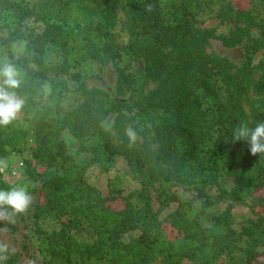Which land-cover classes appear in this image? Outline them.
<instances>
[{
	"label": "rangeland",
	"instance_id": "obj_1",
	"mask_svg": "<svg viewBox=\"0 0 264 264\" xmlns=\"http://www.w3.org/2000/svg\"><path fill=\"white\" fill-rule=\"evenodd\" d=\"M135 1L144 2L123 0V10L110 29L113 46L104 53L100 48L102 38L92 35L82 41L94 22L85 20L75 5L63 9L61 17L54 19L43 18L45 0H0V65H14L13 61L18 60L20 63L14 66H26L35 77L28 114L21 109L2 132L7 154L6 168L0 171V190L25 186L30 191L38 186L29 177V170L42 171L38 161L46 159L48 151L54 153L56 141H62L73 184L81 183L82 201L97 202L108 212L118 214L139 211L147 204L158 221L180 212L183 218L196 219L203 227L210 225L212 216L230 207L231 227L240 233L243 226L256 219L251 212L252 202L230 198L233 180L222 166L195 174L192 185L172 182L171 190L189 203L191 210L187 213V207L164 202L161 179L151 176L185 169L178 157L167 154L146 165L142 161V176L131 169L129 159L141 157L144 141L150 143L155 157L165 145L163 124L175 120L191 126L203 150L214 143L218 129L229 143L233 129L242 122L249 127L264 122V96L253 91L264 73L262 32L236 16L237 10L249 7L250 0H215L187 28L180 29L178 22L173 23V28H178L172 42L149 56L121 49L128 41L127 15ZM52 6H56L55 1ZM198 76L211 82L222 103L219 110L208 108L210 104L205 101L201 110L178 106V92L191 90ZM140 77L144 79V94L153 105L150 116L144 118L136 110L111 112L112 102L132 104L133 87L142 83ZM128 129L132 130L131 136L127 135ZM260 155H251L245 141L232 142L227 149L233 163L239 157L257 160ZM51 170L60 172L56 165ZM199 190L204 195L198 197ZM260 212L264 213V208ZM7 224L17 229L16 235L7 230ZM0 225L4 229L0 231V244L9 247L7 260L14 264H60L50 256L54 246L37 233L52 229L51 220L37 218L32 206L16 222L0 221ZM163 229L170 240L178 236L169 222ZM190 229L195 231L194 227ZM139 233L135 229L120 238L127 241ZM76 238L89 241L83 233ZM243 244L242 237L232 242L236 256ZM151 264L168 263L158 256ZM179 264L198 263L182 258Z\"/></svg>",
	"mask_w": 264,
	"mask_h": 264
},
{
	"label": "trees",
	"instance_id": "obj_2",
	"mask_svg": "<svg viewBox=\"0 0 264 264\" xmlns=\"http://www.w3.org/2000/svg\"><path fill=\"white\" fill-rule=\"evenodd\" d=\"M56 6H52V2ZM215 0H144L139 4L133 2L129 7L127 19L128 41L121 49H127L154 55L167 47L174 38L177 23L180 29L187 28L194 22L195 16L205 11ZM219 1H217L218 3ZM75 5L85 20L94 22L87 28L82 41L94 37L103 39L100 46L104 53H108L113 44L110 43L111 30L118 14L123 10V0H45L43 7L44 17L60 18L63 9H70ZM237 18L241 19L248 27L258 26L264 40V0H250L249 7L239 9ZM248 33V29L246 30ZM264 45V41L261 42ZM85 46V45H83ZM20 61H13L18 65ZM21 73L22 83L15 90L17 95L24 99L22 108L28 114L35 91V77L26 66L18 69ZM141 84L134 85V100L132 104L112 102L111 112H124L136 110L137 114L147 118L149 110L153 107L144 94V79L140 77ZM2 83V82H0ZM253 91L258 96H264V73L254 84ZM178 106H187L201 110L203 103L208 102L210 109L219 110L222 107L217 98V93L211 82L205 76L194 77L193 87L180 90L176 98ZM10 127H0V159L4 160L7 154V142L2 139V132ZM164 147L155 156H152L150 143L144 141L141 145V157L129 159L131 169L142 176V165L160 160L165 155H174L181 160L186 168L178 169L166 175L151 174L153 178H160L162 183L161 193L164 202L175 203L179 207L191 208L187 201H181L173 192L172 182L182 185H192L191 179L195 174H201L216 166H222L233 180V188L228 193L234 202L251 201L252 215L248 225L243 226L240 233L232 227V214L230 207L223 212L211 217L209 226H201L194 219L188 221L180 212L158 221L149 212L145 204L139 211L128 210L125 214L111 213L103 209L97 202L82 201L81 183L74 185L71 176V167L67 165L68 156L62 141H56L55 152L48 151L46 159L38 162L42 171L29 170L28 175L38 186L30 190L35 197L32 207L37 218L44 216L51 220L52 229L37 231L45 243L53 245L51 258L60 264H151L158 256H163L168 264H179L182 258H189L198 264H264V154L255 160L248 157H239L238 161L231 162L227 157L229 143L223 138L221 129L214 143L206 150L199 149L194 130L185 121L175 120L163 124ZM50 152V153H49ZM39 158H37L38 160ZM58 166L60 172H53L52 166ZM77 170L76 168H74ZM148 169V168H147ZM197 189V187H196ZM204 195L201 190L197 193ZM40 197L43 202L40 203ZM88 198V197H87ZM91 202V203H90ZM205 204L208 203L205 197ZM169 222L178 236L170 240L163 226ZM3 225H0L2 227ZM12 234H17V229L5 225ZM194 227L195 231H191ZM138 229L139 235L129 237L127 241L121 240V235ZM83 233L89 241L76 238ZM244 240L240 253L234 254L235 247L232 242L236 238ZM0 264H14L7 260ZM54 264V263H49Z\"/></svg>",
	"mask_w": 264,
	"mask_h": 264
},
{
	"label": "clouds",
	"instance_id": "obj_3",
	"mask_svg": "<svg viewBox=\"0 0 264 264\" xmlns=\"http://www.w3.org/2000/svg\"><path fill=\"white\" fill-rule=\"evenodd\" d=\"M20 71L11 64L0 65V127L11 124L24 106V99L17 95L21 80ZM132 135V130H127ZM233 141H245L249 145L251 155L264 154V122L259 121L254 127L241 123L233 129ZM6 168L4 160L0 159V171ZM35 202L25 186L0 190V221L14 223L17 218L26 213ZM4 229L0 228V231ZM9 247L0 244V261L8 259Z\"/></svg>",
	"mask_w": 264,
	"mask_h": 264
}]
</instances>
